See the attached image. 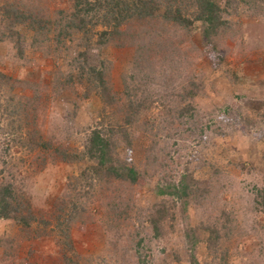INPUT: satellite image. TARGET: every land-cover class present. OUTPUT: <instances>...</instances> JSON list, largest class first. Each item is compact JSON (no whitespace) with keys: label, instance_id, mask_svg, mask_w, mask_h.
Wrapping results in <instances>:
<instances>
[{"label":"rangeland","instance_id":"1","mask_svg":"<svg viewBox=\"0 0 264 264\" xmlns=\"http://www.w3.org/2000/svg\"><path fill=\"white\" fill-rule=\"evenodd\" d=\"M217 1L224 24L211 36L161 12L102 46L91 35L103 90L74 75L82 33L57 43L23 23L19 49L0 40V185L33 218H0V264H264V0ZM71 2L0 0V13L55 18ZM93 128L137 181L97 166ZM24 132L44 143L27 146Z\"/></svg>","mask_w":264,"mask_h":264},{"label":"trees","instance_id":"2","mask_svg":"<svg viewBox=\"0 0 264 264\" xmlns=\"http://www.w3.org/2000/svg\"><path fill=\"white\" fill-rule=\"evenodd\" d=\"M158 12H161L164 19L181 26H191L193 20L201 21L205 36L215 34L219 27L224 24V9L217 0H193V3H188V5L186 0H72L68 11L58 10L55 18L45 19L36 18L31 13L27 15L16 5L7 6L6 4L0 14L4 19L5 26H8V31L6 33L0 32V40L16 37L14 44L19 49L20 40L16 36L17 25L23 23H27L33 30L36 29L35 33L41 35L42 29H45L44 34L48 31L52 32L54 41L57 43H60L61 39L65 37H70L73 32L82 33L86 39L83 42L85 51L76 54L77 57L74 58L76 73L74 75L78 74V80H81L84 76L86 77L84 80H90L91 76L93 79L97 77L101 79L102 73L99 70L101 63L97 56L90 52L91 48L87 44L92 43L91 35L97 36L96 41L93 43L102 46L107 43L108 39L112 38V35L119 33L123 23L135 17L136 19L147 20L153 18ZM97 27L102 29L98 31ZM97 83L99 82L97 81ZM98 87L102 90L105 89L103 82ZM6 113L12 114L10 111H4V115ZM20 137L24 139L29 147H37L44 143L39 135L30 134L29 132H24ZM111 143L101 129L93 128L89 134L85 150L91 158L96 160L97 166L100 168L114 171L116 175L127 178L131 182L137 181L138 172L130 164L127 165L126 163L124 168L122 167V170L126 172L120 173L119 168L121 167L116 166L111 159ZM186 188L182 181L179 184L172 185L173 192L178 197L186 193ZM9 217H13L26 225L31 224L33 221L24 201L18 197L13 188L10 185H0V218ZM59 219L60 216L55 221ZM61 227L57 225L59 230L57 231L54 228V231L55 234L59 233L63 237ZM67 262V264H79V262L77 263V261L71 259H68Z\"/></svg>","mask_w":264,"mask_h":264}]
</instances>
